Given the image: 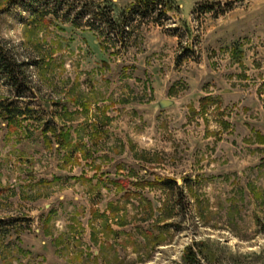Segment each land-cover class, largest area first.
I'll return each mask as SVG.
<instances>
[{
	"label": "rangeland",
	"instance_id": "1",
	"mask_svg": "<svg viewBox=\"0 0 264 264\" xmlns=\"http://www.w3.org/2000/svg\"><path fill=\"white\" fill-rule=\"evenodd\" d=\"M151 1L0 0V264H264V0Z\"/></svg>",
	"mask_w": 264,
	"mask_h": 264
},
{
	"label": "trees",
	"instance_id": "2",
	"mask_svg": "<svg viewBox=\"0 0 264 264\" xmlns=\"http://www.w3.org/2000/svg\"><path fill=\"white\" fill-rule=\"evenodd\" d=\"M151 5H153V1L151 0H137V2L132 6L131 10L133 12L144 13L146 11L152 10L153 6ZM40 12L41 11H38L39 13L38 14L36 11H33V14L43 18L45 13H40ZM87 14L96 18V20H98L99 22L106 24L109 27V29L115 30V28L114 29L111 28L112 22L109 20V18L108 19L104 18L103 16H100L101 14L98 15L97 13L92 12V11H90ZM118 27L116 26V30L118 29ZM120 27H121V31L119 33V36L122 38V40H124L123 38L124 33L122 30L123 27L122 26ZM0 63L3 66V70L5 72V76L8 79V81L11 82V84H14L15 82H17L18 77L21 75V72L17 71L18 69L17 67H15L17 65H15L13 61H9L8 59H5V57H2V56H0ZM204 100L208 101V99H204ZM63 110L66 111V108L64 107ZM0 111L2 114H4V118L7 121H9V123L14 122L17 116L24 114V113H21L19 109L9 108V106H4L3 109L0 106ZM30 113H32V111L29 109V116H30ZM48 132L54 138L58 148L63 147L65 144L67 146V139H68L67 132H62V131L57 132L55 128L49 129L47 123H45L44 128L42 129V135H44V138L47 141V143H49L50 141V139L46 137ZM114 184L118 185V183H114ZM156 184H159V186H163L165 188H171L172 186L175 185L174 182L170 179H160V181L156 182ZM207 256L208 254L206 253L204 242L194 241L184 248L181 254L180 260L175 264H208Z\"/></svg>",
	"mask_w": 264,
	"mask_h": 264
},
{
	"label": "water",
	"instance_id": "3",
	"mask_svg": "<svg viewBox=\"0 0 264 264\" xmlns=\"http://www.w3.org/2000/svg\"><path fill=\"white\" fill-rule=\"evenodd\" d=\"M161 106H167L169 105L170 103L168 101H160L159 103Z\"/></svg>",
	"mask_w": 264,
	"mask_h": 264
}]
</instances>
